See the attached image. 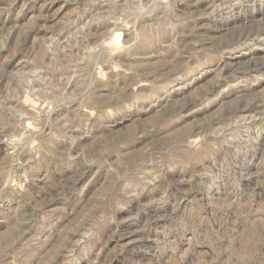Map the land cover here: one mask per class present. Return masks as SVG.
Wrapping results in <instances>:
<instances>
[{"label":"rangeland","instance_id":"1","mask_svg":"<svg viewBox=\"0 0 264 264\" xmlns=\"http://www.w3.org/2000/svg\"><path fill=\"white\" fill-rule=\"evenodd\" d=\"M0 264H264V0H0Z\"/></svg>","mask_w":264,"mask_h":264},{"label":"bare ground","instance_id":"2","mask_svg":"<svg viewBox=\"0 0 264 264\" xmlns=\"http://www.w3.org/2000/svg\"><path fill=\"white\" fill-rule=\"evenodd\" d=\"M124 28H125V27H124ZM126 28H127V27H126ZM120 37H121V34H120L119 32L115 33L113 39H111V40H112L111 42H113V43L118 42V41L120 40ZM107 43H108V42H107ZM99 51H100V50H99ZM259 65H260V64H259Z\"/></svg>","mask_w":264,"mask_h":264}]
</instances>
